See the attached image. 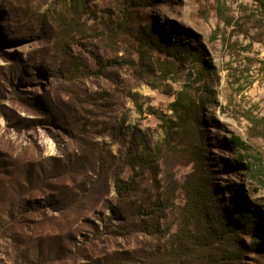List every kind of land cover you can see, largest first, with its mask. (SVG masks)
I'll return each mask as SVG.
<instances>
[{"label": "rangeland", "instance_id": "1", "mask_svg": "<svg viewBox=\"0 0 264 264\" xmlns=\"http://www.w3.org/2000/svg\"><path fill=\"white\" fill-rule=\"evenodd\" d=\"M197 173L264 264V0H0V264H160Z\"/></svg>", "mask_w": 264, "mask_h": 264}, {"label": "trees", "instance_id": "2", "mask_svg": "<svg viewBox=\"0 0 264 264\" xmlns=\"http://www.w3.org/2000/svg\"><path fill=\"white\" fill-rule=\"evenodd\" d=\"M187 96V97H186ZM175 110L179 119L183 122L200 123V107L193 96L186 95L183 91L178 93L174 102ZM182 123V122H181ZM183 124V123H182ZM234 148L238 150H248L249 146L241 136L234 135L232 138ZM145 145L143 149H146ZM137 150L140 145H136ZM242 156V155H241ZM137 163L142 164L144 159L137 157ZM193 183L187 189V201L182 208L183 224L172 232L169 229L155 227L160 236L165 237L166 248L160 264H225L242 256L243 252L236 245L237 238L234 233L241 229L236 222H232L224 212H220L219 205L212 198L204 194L202 185L197 180L200 174L194 175ZM117 191L125 195L134 187L132 183H120L116 185ZM167 206L161 202L157 203V208L149 211H140V214L153 217L155 214ZM217 211V213L215 212ZM121 208L112 210V216H120ZM212 214H218L212 215ZM240 218L245 222L251 218V213H241ZM147 228V227H146ZM150 228V227H149ZM235 245V247H234Z\"/></svg>", "mask_w": 264, "mask_h": 264}]
</instances>
